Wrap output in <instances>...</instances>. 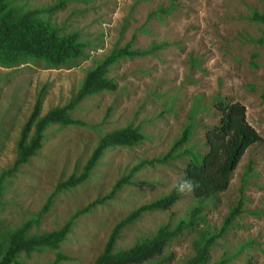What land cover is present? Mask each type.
I'll list each match as a JSON object with an SVG mask.
<instances>
[{
  "label": "rangeland",
  "instance_id": "obj_1",
  "mask_svg": "<svg viewBox=\"0 0 264 264\" xmlns=\"http://www.w3.org/2000/svg\"><path fill=\"white\" fill-rule=\"evenodd\" d=\"M55 0H13L21 8L51 4ZM159 8H166L160 11ZM157 13H150L151 11ZM264 11V0H65L45 18L60 33L75 31L84 41L81 57L69 67H47L33 62L0 66V171L16 156L21 126L39 98V113L65 104L87 69L114 46L129 41L140 55L123 57L109 66L114 82L79 99L69 111L83 124H49L40 147L1 179L0 232L16 228L37 212L55 184L78 173L102 133L126 124L138 126L143 138L136 143L107 146L87 178L52 196L46 211L31 221L27 234L60 226L72 213L100 198L120 176L142 159L170 147L196 101L191 136L180 148L205 150L206 127L217 122L216 98L239 101L247 122L258 134L238 158L227 187L208 197L180 193L167 207L141 212L125 224L113 243L123 249L171 227L200 207L198 226L220 224L237 199L240 175L250 163L241 212L233 225L209 249L211 263L224 255L223 264H264V23L251 18ZM44 14V13H43ZM263 38V39H261ZM187 155L166 164L144 165L128 176L109 198L72 217L70 230L57 248L40 247L16 255L21 264H92L112 226L139 205L162 197L183 180ZM199 220L200 219H196ZM203 220V222H202ZM193 228L173 235L163 248L165 264H181L192 255ZM66 256L55 260V252Z\"/></svg>",
  "mask_w": 264,
  "mask_h": 264
},
{
  "label": "trees",
  "instance_id": "obj_2",
  "mask_svg": "<svg viewBox=\"0 0 264 264\" xmlns=\"http://www.w3.org/2000/svg\"><path fill=\"white\" fill-rule=\"evenodd\" d=\"M64 4L65 0H55L45 6L24 9L14 5L13 0H0V66L10 67L22 62H33L40 64L43 68L74 65L75 59L82 55L84 41L78 38L75 31L60 33L59 27L45 18V15L63 7ZM158 10L166 11V8ZM150 13L157 12L154 10ZM251 18L264 23V11H252ZM145 51L146 49L132 48L129 41L112 47L98 63L87 69L76 91L65 104L54 106L40 116L38 115L39 98L37 97L31 112L21 126L16 141V156L10 166L0 171V186L3 177L11 176L18 165L24 163L40 147L44 136L43 131L47 125L84 123L82 120L72 117L69 110L82 97L99 90L114 88V82L106 75L110 65L123 57L140 55ZM214 104L219 110V118L217 122L204 130L202 145L205 146V150L192 149L190 144L180 148L184 141L191 136L196 125V121L191 119L197 107L196 101H193L188 121L180 128L179 133L165 152L133 164L126 174L116 179L105 195L94 198L76 209L71 217L60 226L35 234H27L29 223L37 221L46 211L52 196L87 178L98 157L107 146H129L143 138V133L138 126L131 124L102 133L78 173L72 172L66 178L58 181L37 212L30 215L25 222L16 228L0 232V264H21L16 258V255L21 251L28 254L33 249L40 247L57 248L70 230L73 216L88 210L103 199L111 197L121 185L129 183L128 176L133 170L144 165L166 164L181 155H187L182 176L184 179L199 182V187L191 192L193 196L208 198L224 190L238 158L244 149L259 136L247 122L242 103L236 100L225 101L224 98L219 97L216 98ZM249 167L248 161L240 175L237 199L234 204L229 206V210L218 226L211 229L203 225L198 226L196 223L197 221L201 222L202 214L199 212L200 207L196 206L190 211L187 218H179L171 227H168L167 224H160L153 234L138 239L126 248L114 250L113 243L125 224L134 220L141 212L167 207L177 198L178 193L173 187L162 197L139 205L119 219L112 226L101 251L95 256L92 264H165L167 256L162 255L164 246L171 236L186 228L194 230L193 253L181 264H206L211 245L216 239L225 235L228 228L233 225V218L242 210L241 204L245 199L243 189L250 175V171L247 172ZM260 211L264 213V210ZM196 219H200V221ZM64 258H66L65 255L55 252V260ZM227 260V256L221 255L209 264H223Z\"/></svg>",
  "mask_w": 264,
  "mask_h": 264
},
{
  "label": "clouds",
  "instance_id": "obj_3",
  "mask_svg": "<svg viewBox=\"0 0 264 264\" xmlns=\"http://www.w3.org/2000/svg\"><path fill=\"white\" fill-rule=\"evenodd\" d=\"M198 187H199V182L190 179H185L176 185V189L180 193L193 192Z\"/></svg>",
  "mask_w": 264,
  "mask_h": 264
}]
</instances>
